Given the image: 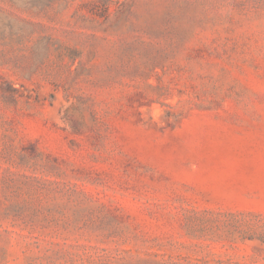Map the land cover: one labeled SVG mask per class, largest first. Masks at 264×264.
I'll return each instance as SVG.
<instances>
[{"label": "rangeland", "instance_id": "374dc122", "mask_svg": "<svg viewBox=\"0 0 264 264\" xmlns=\"http://www.w3.org/2000/svg\"><path fill=\"white\" fill-rule=\"evenodd\" d=\"M249 211L264 0H0V264H264Z\"/></svg>", "mask_w": 264, "mask_h": 264}, {"label": "trees", "instance_id": "16d2710c", "mask_svg": "<svg viewBox=\"0 0 264 264\" xmlns=\"http://www.w3.org/2000/svg\"><path fill=\"white\" fill-rule=\"evenodd\" d=\"M12 89L16 90L14 87H12ZM244 214L251 216V219L246 222L242 230L236 227L230 232V235L233 239H241L243 241L247 239L259 240L264 243V215L253 211Z\"/></svg>", "mask_w": 264, "mask_h": 264}]
</instances>
